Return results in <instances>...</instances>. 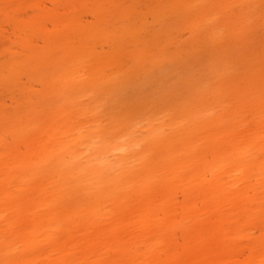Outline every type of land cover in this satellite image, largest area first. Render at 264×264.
I'll return each mask as SVG.
<instances>
[{"label":"rangeland","instance_id":"rangeland-1","mask_svg":"<svg viewBox=\"0 0 264 264\" xmlns=\"http://www.w3.org/2000/svg\"><path fill=\"white\" fill-rule=\"evenodd\" d=\"M192 119L198 139L181 130ZM64 120L75 130L137 129L139 140L153 122L173 142L186 136L194 146L180 153L187 169L208 170L220 155L202 130L264 128V0H0V153L60 166L37 139ZM6 169L0 158V186L12 187ZM258 173L248 196L250 237L242 239L260 249L233 264H264V165ZM57 179L50 175L43 188ZM197 187L203 194L206 182ZM97 201L84 199L66 224L76 230L89 221Z\"/></svg>","mask_w":264,"mask_h":264},{"label":"bare ground","instance_id":"bare-ground-1","mask_svg":"<svg viewBox=\"0 0 264 264\" xmlns=\"http://www.w3.org/2000/svg\"><path fill=\"white\" fill-rule=\"evenodd\" d=\"M260 127L202 130L205 144L220 155L205 171L191 172L186 159L180 162L183 146L194 147L186 136L173 142L153 122L139 140L137 129L115 133L98 124L75 130L64 120L47 139H37L47 158L62 162L56 167L0 153L8 167L3 181L12 186H0V264H233L240 253H258L257 244L242 238L250 237L249 190L264 165ZM200 128L192 119L181 130L198 139ZM52 174L58 179L45 190ZM205 182L199 194L197 185ZM84 199H98L96 209L75 230L66 223L80 216Z\"/></svg>","mask_w":264,"mask_h":264}]
</instances>
